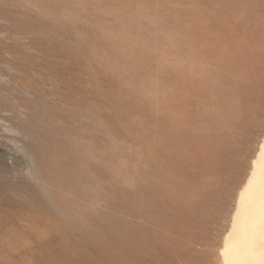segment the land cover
Instances as JSON below:
<instances>
[{
  "label": "rangeland",
  "instance_id": "rangeland-1",
  "mask_svg": "<svg viewBox=\"0 0 264 264\" xmlns=\"http://www.w3.org/2000/svg\"><path fill=\"white\" fill-rule=\"evenodd\" d=\"M199 29H232L228 50L264 37V0H0V264H106L138 229L154 236L155 264H221L264 120L228 186L200 177V212L185 192L168 224L136 210L171 69ZM206 96L179 110L204 137L222 117L198 120L218 97Z\"/></svg>",
  "mask_w": 264,
  "mask_h": 264
},
{
  "label": "bare ground",
  "instance_id": "bare-ground-1",
  "mask_svg": "<svg viewBox=\"0 0 264 264\" xmlns=\"http://www.w3.org/2000/svg\"><path fill=\"white\" fill-rule=\"evenodd\" d=\"M232 31L199 29L196 35L198 47L192 51L196 44L190 37L181 67L174 65L171 69L166 92L169 112L155 119L149 179L143 183L140 178L137 183V213L146 212L152 221L170 223L167 214L181 192L186 194L184 201L188 210L200 212L202 204L189 197L192 192L202 190L200 177L205 183L206 175L210 178L211 175L227 174L223 184L228 186L234 175L232 168L236 165L233 158L240 155L243 144L264 120V37L236 45L232 43L235 46L228 50L225 42ZM190 33L189 30V36ZM199 59L214 63L216 73L198 64L194 66L193 60ZM194 72L198 76H194ZM205 92L218 97L212 100V111L196 112L198 120L219 114L222 117L208 128L210 134L204 137L197 133L199 127L179 116V110L192 104L195 96L198 103L205 104ZM153 238L149 231L138 229L122 240L124 250L115 257L106 258V264H132L134 258L135 264H155L159 254L153 251ZM162 247L164 250V245ZM143 252L149 257L142 255ZM219 256L221 264H264V134L237 192Z\"/></svg>",
  "mask_w": 264,
  "mask_h": 264
}]
</instances>
